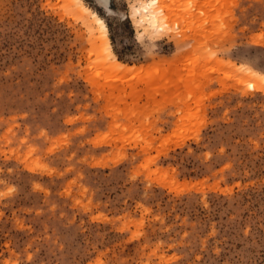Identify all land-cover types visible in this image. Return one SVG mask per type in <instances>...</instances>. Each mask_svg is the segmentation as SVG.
Here are the masks:
<instances>
[{
    "label": "rangeland",
    "instance_id": "374dc122",
    "mask_svg": "<svg viewBox=\"0 0 264 264\" xmlns=\"http://www.w3.org/2000/svg\"><path fill=\"white\" fill-rule=\"evenodd\" d=\"M146 1L0 0V264H264V0Z\"/></svg>",
    "mask_w": 264,
    "mask_h": 264
},
{
    "label": "bare ground",
    "instance_id": "6f19581e",
    "mask_svg": "<svg viewBox=\"0 0 264 264\" xmlns=\"http://www.w3.org/2000/svg\"><path fill=\"white\" fill-rule=\"evenodd\" d=\"M67 1L69 4L75 6L78 13L82 14L83 17L84 16L86 18L91 17L92 22L90 23L92 24L94 23L97 27V30L100 33L99 40L104 45L105 49L108 50V53L112 55V52L110 51V48H109V39L107 37L108 35L107 26L105 22L103 21V19L99 17L94 11L86 7V5L82 2V0H67ZM161 2H162L161 0H148L143 3H139L137 6L132 8L133 14L138 16L136 23L142 29L143 32L147 31L149 28L163 29L164 24H167L166 15L163 13L165 11V8H163L164 6L161 5ZM228 63H231V62H228ZM113 67L115 69H123V70L129 69L128 67L116 61H114ZM242 73L248 79L252 78V79H257L259 81L264 82V75H261L250 68L245 67Z\"/></svg>",
    "mask_w": 264,
    "mask_h": 264
}]
</instances>
